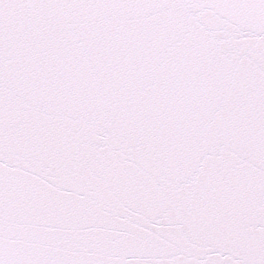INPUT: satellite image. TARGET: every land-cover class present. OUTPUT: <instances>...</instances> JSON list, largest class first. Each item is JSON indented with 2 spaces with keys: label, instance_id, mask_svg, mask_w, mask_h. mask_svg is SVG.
I'll list each match as a JSON object with an SVG mask.
<instances>
[{
  "label": "snow or ice",
  "instance_id": "6c2138e0",
  "mask_svg": "<svg viewBox=\"0 0 264 264\" xmlns=\"http://www.w3.org/2000/svg\"><path fill=\"white\" fill-rule=\"evenodd\" d=\"M0 264H264V0H0Z\"/></svg>",
  "mask_w": 264,
  "mask_h": 264
}]
</instances>
